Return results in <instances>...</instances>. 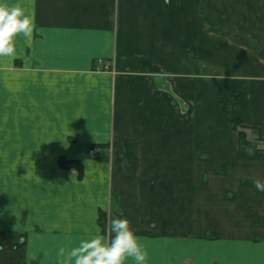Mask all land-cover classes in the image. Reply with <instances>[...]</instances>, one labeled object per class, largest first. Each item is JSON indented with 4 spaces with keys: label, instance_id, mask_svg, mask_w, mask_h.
I'll return each mask as SVG.
<instances>
[{
    "label": "crops",
    "instance_id": "crops-1",
    "mask_svg": "<svg viewBox=\"0 0 264 264\" xmlns=\"http://www.w3.org/2000/svg\"><path fill=\"white\" fill-rule=\"evenodd\" d=\"M8 2L35 27L0 57V264L116 216L148 264H264V0Z\"/></svg>",
    "mask_w": 264,
    "mask_h": 264
},
{
    "label": "clouds",
    "instance_id": "clouds-1",
    "mask_svg": "<svg viewBox=\"0 0 264 264\" xmlns=\"http://www.w3.org/2000/svg\"><path fill=\"white\" fill-rule=\"evenodd\" d=\"M34 19L19 4L0 0V57H15L17 37L32 39ZM255 187L264 193V180L257 179ZM58 257L68 264H148L149 253L126 216L113 217L107 233L96 226L94 234L82 238L66 250L59 248Z\"/></svg>",
    "mask_w": 264,
    "mask_h": 264
},
{
    "label": "built area",
    "instance_id": "built-area-1",
    "mask_svg": "<svg viewBox=\"0 0 264 264\" xmlns=\"http://www.w3.org/2000/svg\"><path fill=\"white\" fill-rule=\"evenodd\" d=\"M89 154H90V156H92V157H93V156H96V155L99 154V149H98L97 147H93V148L90 149Z\"/></svg>",
    "mask_w": 264,
    "mask_h": 264
},
{
    "label": "trees",
    "instance_id": "trees-1",
    "mask_svg": "<svg viewBox=\"0 0 264 264\" xmlns=\"http://www.w3.org/2000/svg\"><path fill=\"white\" fill-rule=\"evenodd\" d=\"M240 135H242V139H243V140H245V138L247 137V134H246L244 131H241V132H240ZM61 164H62V165H69L70 162L64 160V161H61Z\"/></svg>",
    "mask_w": 264,
    "mask_h": 264
},
{
    "label": "flooded vegetation",
    "instance_id": "flooded-vegetation-1",
    "mask_svg": "<svg viewBox=\"0 0 264 264\" xmlns=\"http://www.w3.org/2000/svg\"><path fill=\"white\" fill-rule=\"evenodd\" d=\"M70 164H71V163H70ZM70 164H69V165H70Z\"/></svg>",
    "mask_w": 264,
    "mask_h": 264
}]
</instances>
